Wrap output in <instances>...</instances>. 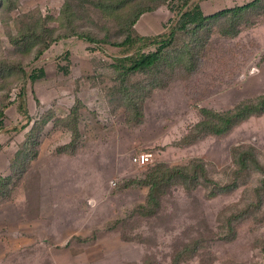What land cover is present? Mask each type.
<instances>
[{
	"label": "rangeland",
	"instance_id": "1",
	"mask_svg": "<svg viewBox=\"0 0 264 264\" xmlns=\"http://www.w3.org/2000/svg\"><path fill=\"white\" fill-rule=\"evenodd\" d=\"M8 1H17V10L4 11L0 20V73L7 72L0 75V107L9 106L0 129V179L11 178L9 186L0 187L8 190L0 193V264H264V191L255 189L263 176L253 175L231 193L217 196H208L203 186L188 191L172 183L153 217L134 212L145 203L148 189L127 187L158 163L184 166L192 159L203 160L222 183L232 182L225 171L232 167L231 149L238 144L255 147L264 159V114L224 136L182 142L201 119L202 108L224 111L264 94V9L237 38L215 37V52L199 69L170 71L161 79L135 77V87H122L111 64L134 55L138 47L124 53L111 44L71 37L33 60L10 43L8 32L16 34L19 20L5 18H37L40 12L57 19L65 0ZM248 1L191 3L199 2L209 15ZM172 17L167 9L146 13L137 30L149 37L169 33ZM90 18L94 24L80 22L85 29L123 41L111 24ZM19 63L23 77L15 70L9 73ZM40 70L45 76L32 82L30 75ZM143 79H154V87H141ZM126 88L137 97L141 116L136 108L127 113ZM19 99L27 112L18 110ZM71 111L79 117L75 134L68 130ZM49 112L53 117L45 127L38 124L31 136L32 143L37 138L31 150V143L25 146L30 128ZM20 153H28L23 165ZM141 153H151L152 162L135 165L132 159ZM246 195L253 204L237 221L234 215L244 207ZM16 234L26 237L28 246L22 241L14 251L2 244Z\"/></svg>",
	"mask_w": 264,
	"mask_h": 264
},
{
	"label": "trees",
	"instance_id": "2",
	"mask_svg": "<svg viewBox=\"0 0 264 264\" xmlns=\"http://www.w3.org/2000/svg\"><path fill=\"white\" fill-rule=\"evenodd\" d=\"M16 6L17 1L9 2L7 0L5 2L0 0V20L4 11L9 14L15 10ZM160 9H167L173 14V17L169 19V33L160 34L156 37L142 35L137 30L139 20L146 13ZM262 9H264V0H250L233 7L216 10L215 13L209 15L204 13L199 2L191 3V0H65L57 19H51V17L39 12L37 18L25 15L20 19H16L18 18L16 16H10L5 20L7 19L9 23H15L19 20L16 34L8 32L10 43L17 50L33 55V60L42 57L53 44L71 37H78L91 44H111L123 48L124 53H129L138 47L134 55L114 59V63L111 64L112 69L122 82V87H135L131 83L135 77L148 76V78H153L157 75L161 79L170 71H172L170 74H177L182 70L192 72L199 69L203 60L205 58L208 60L209 56L215 52L213 48L215 37L227 40L237 38L249 24V20ZM91 15L106 24H111L115 32L120 34L119 36H123V41L113 42L108 33L98 35L85 29L80 22L89 21L94 24L90 18ZM50 22L57 23V26L50 25ZM96 26L98 25L96 24ZM14 70L22 77L25 74L22 63L11 67L9 73L13 74ZM6 74V69H2L0 75L5 77ZM43 76H45V72L40 70L39 73L34 71L29 78L35 82ZM149 83L150 85H148ZM151 85L154 87V79L153 83L148 80L144 81L141 87L150 90L152 87L148 86ZM145 91L146 89H144ZM123 92L127 97L126 102L123 98L127 113L136 108V116H141L142 109L138 103H134L133 98L137 97H134L132 89L126 88ZM113 100L119 105H123L121 99ZM18 102V110L22 112L25 108V112H27L24 100L19 99ZM8 107L7 105L0 107V129L3 127L4 116ZM52 113H45L43 119L39 120L40 122L32 124L29 131L30 136L25 146L31 143L29 145L31 150L35 149L37 138L32 143L31 136L36 131L38 124L45 127L49 119L53 117ZM200 114L201 119L193 125L182 142L188 141V144L193 140H200L211 135L221 137L242 122L252 117L261 116L264 114V94L254 98H246L224 111L202 108ZM66 117L69 119L67 121L68 130L74 134L77 133L79 117L72 115V111ZM58 120L66 119H56V121ZM2 148L0 143V150ZM18 156L20 157L19 163L23 165L28 153H20ZM231 157L232 167L229 172L225 171V176L233 180L225 184L211 175L205 162L201 159H192L184 166L168 167L164 163L156 164L145 177L130 180L127 185V187L130 185L134 188L148 189L145 203L137 205L134 212L143 217L155 216L161 208L164 194L175 182L182 184L188 191L203 186L207 190L208 196H217L223 193H231L239 187L240 183L250 179L253 175H260L263 178L260 180V186L255 189L264 191V159L255 147L238 144L231 149ZM18 170L21 174L25 171L22 168H18ZM10 180L9 177L0 179V187L9 186ZM5 192L0 189V193L6 194ZM247 196L241 204L244 207L239 208L238 214L234 215L237 221L245 218L243 216L249 212L248 208L253 204V201ZM258 200L260 199L257 198ZM112 224L118 225L117 222ZM230 228L232 229V226ZM85 241H90V239H85Z\"/></svg>",
	"mask_w": 264,
	"mask_h": 264
},
{
	"label": "crops",
	"instance_id": "3",
	"mask_svg": "<svg viewBox=\"0 0 264 264\" xmlns=\"http://www.w3.org/2000/svg\"><path fill=\"white\" fill-rule=\"evenodd\" d=\"M22 241L24 246H28V239L26 237H20L16 234L15 237H8L7 239H5L6 243L3 242L2 244H4V246H7L10 250L15 251V249L23 246L22 244L20 245Z\"/></svg>",
	"mask_w": 264,
	"mask_h": 264
},
{
	"label": "built area",
	"instance_id": "4",
	"mask_svg": "<svg viewBox=\"0 0 264 264\" xmlns=\"http://www.w3.org/2000/svg\"><path fill=\"white\" fill-rule=\"evenodd\" d=\"M153 155L151 153H141L133 157L132 161L135 165L144 166L152 162Z\"/></svg>",
	"mask_w": 264,
	"mask_h": 264
}]
</instances>
